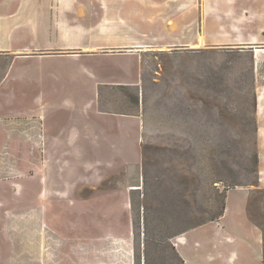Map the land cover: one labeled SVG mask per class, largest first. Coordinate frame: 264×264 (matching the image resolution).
<instances>
[{"label":"rangeland","instance_id":"374dc122","mask_svg":"<svg viewBox=\"0 0 264 264\" xmlns=\"http://www.w3.org/2000/svg\"><path fill=\"white\" fill-rule=\"evenodd\" d=\"M21 1L0 0V121L24 137L0 264H240L220 233L251 228L264 264V43L204 40L202 0Z\"/></svg>","mask_w":264,"mask_h":264},{"label":"crops","instance_id":"0c3cea01","mask_svg":"<svg viewBox=\"0 0 264 264\" xmlns=\"http://www.w3.org/2000/svg\"><path fill=\"white\" fill-rule=\"evenodd\" d=\"M25 1V0H22ZM21 1V2H22ZM90 0H86L85 2L79 0H59L56 3V7L68 6L67 4H71L72 9H76L78 6H85L89 3ZM125 0H103V3L111 7L112 11L121 13V8L123 6V2ZM133 3V6L130 8L128 13H136V12H150L152 8H150L153 0H129ZM244 0H202L200 5V10L202 12L200 24L204 29V40L207 36H210L212 39H216L217 36H223L225 43L230 44H250V45H258L264 43V0H262V7H254L249 2H243ZM249 1V0H247ZM34 3V0L33 2ZM52 3V1H51ZM94 3V0H93ZM55 5V4H54ZM150 5V6H148ZM194 7V3L192 4ZM145 8H149V10H145ZM145 10V11H144ZM122 14V13H121ZM133 25L136 18L135 15H132ZM193 25V27L198 26ZM129 26V28H133L134 26ZM223 30L221 33L220 31ZM208 33V34H206ZM218 34V35H217ZM200 36V35H199ZM198 38H201L199 37ZM202 39V38H201ZM203 42V41H202ZM129 43V42H128ZM137 48V47H136ZM134 49H120L117 52H126L133 51ZM138 50V49H135ZM105 53H112L113 51H104ZM81 53V52H80ZM47 54V53H44ZM1 56H8V53H0ZM49 56V55H45ZM19 57V56H14ZM13 79V78H12ZM8 81V77L5 75L0 79V100L2 101L8 97L7 89H4L3 84ZM11 97V96H10ZM260 96H258L256 110L257 116L263 117L264 114V102H259ZM1 104V102H0ZM263 111V112H262ZM264 128V127H263ZM264 130V129H263ZM23 129L19 127L17 123L13 122H1L0 121V159H2V155L5 150H8L9 146L14 151L16 145H13V142H17L18 140H23ZM44 138V136H43ZM47 139V138H46ZM50 137H48V140ZM1 167V164H0ZM260 183L264 185V169L260 171ZM235 234L229 233H220L222 237H226L229 241L228 244H233L234 247L232 249L235 256H240V264H250L251 257H254L258 261V264H261L260 260V238L257 231L253 228L248 229L247 232H234ZM238 252V253H237Z\"/></svg>","mask_w":264,"mask_h":264},{"label":"trees","instance_id":"16d2710c","mask_svg":"<svg viewBox=\"0 0 264 264\" xmlns=\"http://www.w3.org/2000/svg\"><path fill=\"white\" fill-rule=\"evenodd\" d=\"M143 263L146 264V257L144 256V260H143Z\"/></svg>","mask_w":264,"mask_h":264},{"label":"bare ground","instance_id":"6f19581e","mask_svg":"<svg viewBox=\"0 0 264 264\" xmlns=\"http://www.w3.org/2000/svg\"><path fill=\"white\" fill-rule=\"evenodd\" d=\"M202 44V39L200 38V45Z\"/></svg>","mask_w":264,"mask_h":264}]
</instances>
